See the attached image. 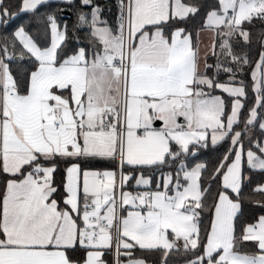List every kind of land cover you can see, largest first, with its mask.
Masks as SVG:
<instances>
[{
    "label": "snow or ice",
    "instance_id": "1",
    "mask_svg": "<svg viewBox=\"0 0 264 264\" xmlns=\"http://www.w3.org/2000/svg\"><path fill=\"white\" fill-rule=\"evenodd\" d=\"M0 264H264V0H0Z\"/></svg>",
    "mask_w": 264,
    "mask_h": 264
}]
</instances>
